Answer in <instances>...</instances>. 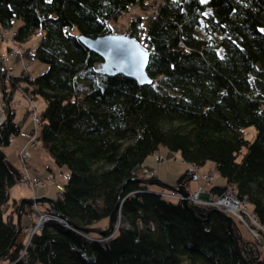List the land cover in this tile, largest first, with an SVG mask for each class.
<instances>
[{
	"label": "trees",
	"instance_id": "trees-1",
	"mask_svg": "<svg viewBox=\"0 0 264 264\" xmlns=\"http://www.w3.org/2000/svg\"><path fill=\"white\" fill-rule=\"evenodd\" d=\"M130 12L127 35L148 53L150 84L101 74L102 59L79 41L111 34L110 21ZM0 28L14 44L38 34L21 53L47 65L1 82L0 264H241L213 208L189 204L193 215L141 180L145 159L161 147L179 153L191 180L210 161L225 181L211 192L233 188L264 234V0H0ZM16 91L45 101L35 145L69 171L47 211L89 228L121 203L115 219L127 226L106 242L51 221L31 236L24 258L19 234L9 247L19 202L2 149L21 131L9 106ZM233 232L245 259L264 264V253Z\"/></svg>",
	"mask_w": 264,
	"mask_h": 264
},
{
	"label": "rangeland",
	"instance_id": "rangeland-1",
	"mask_svg": "<svg viewBox=\"0 0 264 264\" xmlns=\"http://www.w3.org/2000/svg\"><path fill=\"white\" fill-rule=\"evenodd\" d=\"M156 1H160V0H156ZM129 11H131V10H129ZM132 16H133L132 12H130V13L121 15L117 21H110V26H111V30H112L111 34L127 35L129 19ZM20 23H21V21L19 19H13L12 28L17 29L18 26L20 25ZM1 31L2 30L0 28V32ZM4 32L6 33V35H8L7 30H4ZM10 36H11V34L8 35V37H10ZM38 37H39L38 34H36V35L32 36L25 43H22V44L15 43L14 44L11 40L6 41L5 40L6 38H3L2 34L0 33V54L3 57V59L9 63L14 58L12 59V57L10 55H8L9 54V51H7L8 47H12L11 49H13V48L14 49H20L21 52H23V50L26 48H30L31 50H33L36 46ZM20 62L21 63L24 62V65H23V63H22V65L17 64L16 68L13 69L14 73H18L22 69H26L27 70L26 72H28L29 74L34 76L38 73L45 71L47 68L46 64H44L40 61H37V60L27 61V60H25V58H23V56H22V58H20L18 60V63H20ZM13 65L14 64H11V66H13ZM4 67H5V72L4 73L0 72V87H1V82H2L3 77L6 75H9L8 68L5 65H4ZM0 92H1V90H0ZM1 94H2V92H1ZM9 106L11 108L13 106V108L15 110V119L17 122L20 123V127H21L22 131H20L18 136L22 137L21 136L22 134L29 135L32 132L34 135V130L37 129V131H38L39 123L38 124L34 123L33 116L36 115V116L40 117V115L44 109V106H45V101L40 97H37V98L32 100V99H30V96H25V95H23V93L21 91H16L13 94V98H12V101L9 103ZM2 109L3 108H2V95H1L0 96V123L3 122V120H4ZM36 132H35V134H36ZM245 132H246L245 135L249 140H251L253 138L254 133H255L253 127H248L245 130ZM36 135L38 136V134H36ZM27 145H28V147H27ZM27 145L25 144L20 150H18V156H19L20 162L23 165L27 164V162H29L30 155H29V158L27 157V159L24 160L23 157L21 156V150L28 148V150L30 152V147L35 148L34 146L29 147V144H27ZM37 149L39 151V156H40L38 158V162H36V164L38 165V169L37 168L35 169V170H37V172L32 174V176H35L34 178H39L40 180H38L37 182L32 184V186H33L32 188L27 187V186H29V184H22L21 185L19 182L15 183L12 186V188L10 189V197L11 198L12 197H16V198L21 197L20 199L33 198V197H35V193H36V194H41V195H44V196L49 197L51 199H54L58 195V193L61 191L64 183H66L68 176H69L68 169L65 166L58 167L57 165H55L52 162V160L50 159V157L45 154V152L41 149V147L39 145H37ZM156 154L160 157V161H155L154 156L150 155L145 159V161H144L145 167L143 169H146V168L150 169V170H148V169L147 170L150 172V175H148V176L151 179L156 178L157 180H159L160 182H162L165 185H170V186L172 185V186L176 187L177 186L176 181L186 172V169L189 168V165L187 163H185L184 161H182L178 152L169 151L164 147H161L156 152ZM7 155L12 162H15L17 164L16 166L18 167V163L16 162V156L14 154V150L9 148L7 150ZM194 172H195L194 177H196V178L190 180L188 183V186L185 185L186 189L189 192V194L187 196L188 204H196L194 201L197 198L196 194H198L199 192H203L205 194V196H208V194L211 193V198H213L215 200V198H216L215 193H213V192L209 193L207 191H202V190H207L208 188L211 187L209 185L207 187L205 180H203V175L211 176L212 181H213L212 182L213 185H224V183H225L224 179L221 178L214 171L213 163L208 161L200 168L195 167ZM143 174H144V170H143ZM192 174H191V177H192ZM22 175H24V178H27V179L29 178V179L33 180V177L30 176L31 174L29 175V174H26V172H24ZM22 175H20V176H22ZM148 176L144 175L145 179H148ZM32 180H29V182H32ZM199 187H201L202 190H198ZM148 188H149V191L157 192V193H161V192L168 193L169 191H172V192L179 194L182 197L181 199H183V196L180 193L173 191V190H170L164 185L150 184V185H148ZM228 188H231V187H228ZM228 191L235 193L234 190H228ZM177 201L180 202L181 200L177 199ZM198 204L201 206H204V207H207L208 205L210 206V204L205 202V201L198 202ZM8 207H9L8 209H10L11 205H9ZM27 207H30V212H31L30 214H32L34 217L30 220H27L26 218H24L22 220V215H21V220H22V221H20L21 232L19 233L18 240L20 242H22L23 245H25L24 249L21 252L22 258L25 257V247H28L30 245V238L32 236L30 228H32V225L38 223L40 216H44V215L47 216L46 214H48V215L52 214L53 216H55L57 214V213L47 211L46 208L50 209V206L47 203H33L30 206H25V208H27ZM251 209H252V207L249 204H247L246 209L243 210V208L240 207L238 209L239 212H237V214L231 213L229 211L225 212V214H227L233 218V220L235 222V225L233 226L235 233L241 235L244 240L248 241V243H252L254 245V247L257 248L256 249L257 257L261 258L263 253H264V234L260 233V227L256 223V219L252 216ZM50 210H53V209H50ZM220 211H222V210L220 209ZM119 217L123 220V222H125L121 216H119ZM14 220L15 221L17 220V216L15 217ZM115 223H116V221H115ZM61 225L66 226V225H70V224H68V222H67V224H66V222H63ZM107 226H108V219H101V220L95 222L94 224H92L91 228H93L94 230L100 231V230L106 229ZM121 226L125 227L127 225H126V223H124ZM70 227H72V226L70 225ZM235 227L237 230L235 229ZM72 229L75 230L74 231L75 233H78V231H76V229H74V228H72ZM114 234L115 233H112V236ZM84 235H86L84 237L87 240L91 239V240L97 241V242H106L108 239L111 238V237L110 238H107V237L103 238L97 232L84 233ZM241 253H242V251H241ZM242 255H243V253H242ZM1 264H6V262H2Z\"/></svg>",
	"mask_w": 264,
	"mask_h": 264
},
{
	"label": "water",
	"instance_id": "water-1",
	"mask_svg": "<svg viewBox=\"0 0 264 264\" xmlns=\"http://www.w3.org/2000/svg\"><path fill=\"white\" fill-rule=\"evenodd\" d=\"M79 41L90 51L96 53L101 59L102 62L100 64V68L98 69V72L101 74H105L108 76H113L116 74H122L124 76L130 77L135 79L139 84H150L151 78L147 74L146 66H147V60H148V53L145 51V49L139 44V42L128 35H116V34H108L103 37H99L96 39H90L84 36H79ZM191 170V168H190ZM191 179L187 178V171L176 181V187L165 185L156 178H150V179H143L141 182L146 185L155 184V185H164L168 189L176 191L180 193L183 196V199H181L180 203L181 205L188 210L191 214L194 213V208L190 206L187 202V196L189 194L188 190L186 189L185 185L189 183ZM33 203H47L50 206V209H53V199L46 197V196H40L35 198H23L19 201L18 207L15 209L16 211V224H17V234L12 239L9 247H11L15 241L17 235L21 232V215L24 211L25 206H30ZM121 203H117L114 207L113 211L111 212L109 218H108V226L104 230H94L93 228H87V227H81L79 225H73L70 227L69 225H66L67 229L71 231H75L72 228L76 229L79 234H81L83 237L86 236L84 233L89 232H97L101 237L103 238H110L112 237V233H115L116 230L120 229L122 226L115 228V219L116 214L119 212ZM211 211L217 212L227 223L229 236L231 237L232 243H233V250L237 254V256L240 259L241 264H249V262L245 259V257L242 255L238 240L234 236L233 233V226L235 225V222L233 218L223 212H221L218 209L213 208ZM57 216L60 218V220H53V222L62 224L63 222H66V218L61 216L60 214H57ZM115 219V220H114ZM199 219V218H198ZM125 221V220H124ZM126 223V222H125ZM68 224H70L68 222ZM5 250L3 252V255L8 251Z\"/></svg>",
	"mask_w": 264,
	"mask_h": 264
},
{
	"label": "built area",
	"instance_id": "built-area-1",
	"mask_svg": "<svg viewBox=\"0 0 264 264\" xmlns=\"http://www.w3.org/2000/svg\"><path fill=\"white\" fill-rule=\"evenodd\" d=\"M2 37H3V35H2ZM10 55L13 56L14 59H20V58H22V53H21V51L19 49H14V48L11 49ZM0 72L1 73H4L5 72V68L3 66H1V65H0ZM0 90H1V87H0ZM1 95L2 94L0 92V96ZM33 121H34L35 124H38L39 123V117L36 116V115L33 116ZM35 143H36V134L34 133V135L32 134V137L30 138V140H29V142L27 144H29V147H30V146H35ZM27 147H28V145H27ZM29 155H30V152H29L28 148H25V149H22L21 150V156L23 157L24 160L27 159V157L29 158ZM153 156H154L155 161H160V157L156 153H154ZM147 169L148 168L143 169L145 176L150 175V172L148 171L150 169H148V170ZM24 175L20 176L17 179V182H19L21 185L22 184H29V186H32V184H34L35 182H37L38 180H40L39 178H34V177H33V180L32 179H29V178L27 179V178H24ZM148 178H150V177L148 176ZM29 180H32V182H29ZM203 180H205V183L207 184V187H208V185L212 187V185H213L212 182L213 181H212L211 176H209V175H203ZM211 187L208 188L207 190H202L201 187H199L198 190L207 191V192L210 193L211 192V190H210ZM228 190H233V189L232 188H228L227 191L224 194H222V195H216L215 196L216 197L215 200L213 198H211V193L208 194V196H205V194L203 192H199L198 194H196L197 198L194 201L196 204H193V205H195V206H201V205L198 204V202L205 201V202H207V203L210 204L211 208H214L215 207L218 210L221 209L222 210L221 212H224L225 213V212H227L229 210L226 207L221 206V205L222 204H225V203H222L224 200H228V201H230L231 204H234L235 205V207H236L237 210L240 207H242L243 210L246 209L247 204L245 202L240 201L236 197V194L234 192H231V191H228ZM159 194L162 197H164V198L171 199V200H174V201H177V199L178 200L179 199L181 200V198H182L179 194H177L175 192H172V191H169L168 193L161 192ZM210 206L208 205L207 207H210ZM201 207H204V206H201ZM238 212H239V210H238ZM231 213H233V212H231ZM46 215L47 216H45V215L44 216H40L38 223L32 225V228H30L32 235H33V233L37 232L44 223L51 222V221L53 222V220H55V219L60 220V218L57 216V214L55 216H53L52 214H49V215L46 214Z\"/></svg>",
	"mask_w": 264,
	"mask_h": 264
},
{
	"label": "crops",
	"instance_id": "crops-1",
	"mask_svg": "<svg viewBox=\"0 0 264 264\" xmlns=\"http://www.w3.org/2000/svg\"><path fill=\"white\" fill-rule=\"evenodd\" d=\"M14 60V61H13ZM11 60L9 63L3 59L2 63L8 68L9 70V74H13V69L16 68L17 64H20L24 65V62H20L18 63V60L19 59H13ZM16 60V61H15ZM11 64H14L13 66H11ZM13 108V106H12ZM14 109V108H13ZM22 131V130H21ZM22 137L20 136H17V137H14L12 140H11V143L7 146V147H4L2 150H3V153L5 155V159H6V162L8 164V166L11 168V170L14 172L16 178L18 179L20 177V175H22L24 172H26L27 174H31L30 176L31 177H35V176H32V174L36 173L37 170H35L36 168L38 169V165L36 164V162H38V158L40 157L39 156V151L37 149V145H35L34 147L35 148H30V158H29V162H27V164H22L20 162V159H19V156H18V150H20L25 144H27L30 140V138L32 137V133H30L29 135H26V134H22L21 135ZM11 148L12 150H14V154L16 156V162L18 163V167L16 166L17 164L15 162H12L8 155H7V150ZM35 163V164H34ZM27 187H30L32 188L33 186H27ZM43 194V193H42ZM41 194H36L35 193V197H40ZM41 196H44V195H41ZM33 197V198H35ZM21 197H12L11 200H15L16 202H19L21 199ZM34 216L30 213H25V214H22V220L24 218H26L27 220H30L32 219ZM21 220V221H22ZM26 225V224H25Z\"/></svg>",
	"mask_w": 264,
	"mask_h": 264
},
{
	"label": "bare ground",
	"instance_id": "bare-ground-1",
	"mask_svg": "<svg viewBox=\"0 0 264 264\" xmlns=\"http://www.w3.org/2000/svg\"><path fill=\"white\" fill-rule=\"evenodd\" d=\"M227 202V203H226ZM229 202V203H228ZM222 203H225V204H222L221 206H224L226 207L230 212H233L234 214H237L238 210L236 209L235 205L234 204H231L230 201L228 200H224ZM125 222H123V220L119 217L117 218L116 220V223H115V228L116 227H119L121 225H123ZM91 228V227H90ZM117 232V230H116ZM115 232V233H116ZM261 238V237H260ZM259 238V239H260ZM261 240V239H260Z\"/></svg>",
	"mask_w": 264,
	"mask_h": 264
}]
</instances>
